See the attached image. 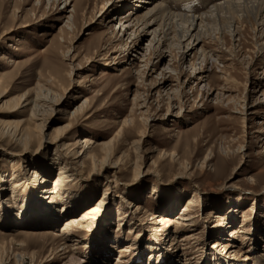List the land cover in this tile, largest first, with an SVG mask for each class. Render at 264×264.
Masks as SVG:
<instances>
[{
  "label": "rangeland",
  "instance_id": "rangeland-1",
  "mask_svg": "<svg viewBox=\"0 0 264 264\" xmlns=\"http://www.w3.org/2000/svg\"><path fill=\"white\" fill-rule=\"evenodd\" d=\"M41 1L0 0V88L6 92L0 99V264H51L64 249L67 259L57 264H73L72 256L78 264H264V141L255 132L263 126L258 124L264 109L245 130L229 104L206 94L202 85L185 83L180 89L187 96L185 109L176 105L168 113V91L151 85L170 58L147 77L139 55L133 54L136 62L130 65L121 54V40L132 39L119 19L131 4L81 0L77 25L70 28L76 2L65 10L66 0ZM163 1L174 12L197 14L217 0ZM103 6L111 9L100 12ZM223 38L206 44L208 51L221 53L215 55L221 56L216 67L214 61L207 65L210 86L218 92L224 84L220 72L228 70L240 83L233 97L241 99L245 85L249 89L261 76L264 54L257 61L260 49L250 26L238 38ZM151 39L145 37L141 48ZM253 59L255 72L247 73ZM187 65L180 83L192 74ZM166 75L177 73L167 70ZM34 89L33 99L49 96L65 103L50 119L48 138L70 124L65 145L115 139V159L128 164L102 168L75 159L50 139L25 143L21 130L35 122L33 105L24 107V100ZM261 97L262 91L250 102ZM147 98L148 113L142 107ZM86 100L84 111L75 115ZM10 122L23 124L6 127ZM81 150L75 151L82 156ZM90 151L100 154L96 145ZM60 161L67 162L75 181L58 194L53 187ZM96 208L82 225L62 231L71 216L79 219ZM187 212V222L178 220ZM161 216L173 224L163 223Z\"/></svg>",
  "mask_w": 264,
  "mask_h": 264
},
{
  "label": "bare ground",
  "instance_id": "bare-ground-1",
  "mask_svg": "<svg viewBox=\"0 0 264 264\" xmlns=\"http://www.w3.org/2000/svg\"><path fill=\"white\" fill-rule=\"evenodd\" d=\"M66 2L68 6L66 7L65 10H68V8H70V6L74 2H76L73 7L72 16H70L69 22L67 24L68 27L75 28L81 10L80 7L81 0H66ZM128 2L129 0H119V2L117 3V5L120 3L123 4V6L126 4H131L132 6L127 16L126 17L121 16V18L119 19V23L121 24V26L123 28H126L125 36L130 33L129 39H132L130 43L128 42V40L127 41L121 40V45H120L122 47V49L120 50L121 54L123 53L126 55L124 57L127 58V62L130 61V65H134L136 62V58L135 59L133 58L136 55L133 56V54L139 55L140 56L139 59H141V62L144 63L143 67L145 68L143 73L141 74L147 77L148 76L153 77L155 74H157L160 64L164 61V59H166L167 57L170 58L169 60L170 62L163 66V69L159 74L161 78L155 80V82H153L155 84L151 85L152 90L158 89V92H161V90H163L164 92L168 91L167 93L168 113L172 111L173 107L176 105L179 107L180 111L185 109L184 108L185 100L187 96L184 92H180V89L184 87L185 83L188 84L195 83L199 86L202 85V87L206 89L208 88L206 94H209L210 96L215 95L216 100H221V101L223 100L222 101L223 103L229 104L227 108L228 111L231 114H239V119L242 123L243 129L246 130L247 121L254 120V118L260 116L261 111L264 109V69L260 74L261 76L258 77V80L255 83H252L250 85L249 89L247 85H245L244 91L247 92V95L241 99L233 97V93L236 92V88L240 83L235 81L234 78L232 77V74H230L228 70L225 71V69L220 72L224 76L222 78L224 82L222 88H220L218 92L213 91V88L210 86L211 78L209 75V70L207 69L208 67L207 65H209L211 61H214L213 63L214 66L216 67L217 61L221 59V56L218 54L215 57L216 53H220V52H217L216 50L208 51V49L206 48L207 47L206 44L208 41H214V40L216 42H220L224 39L223 37L226 36V34L231 35V37L234 39L238 38L241 32L243 31L244 27L250 26L253 29L255 36L257 38L256 46H258L260 49V52L256 55L258 61L260 58V54L261 55L262 53L264 54V0H217L211 3L207 8H205L204 10H202L197 14L174 12L172 9L166 6L163 0H134V1L131 0L129 3ZM110 9L111 8L106 10V6H103L100 12H103L104 10L107 12ZM136 10L137 12L140 10L145 12L142 15H136L137 13L134 12ZM217 34L218 36H216ZM147 36H151L152 39L149 41V43H147L146 48H141V41ZM113 59L115 60L116 57ZM225 61H227V63H230L232 60L228 58ZM171 62H173V64H171ZM188 63L189 65H187ZM186 65L192 70V74L186 78L184 83H182V81L180 83V79L182 78V76L185 75L182 69ZM230 66L231 65H229L228 67L230 68ZM255 68H256V62L253 59L251 64L248 65V67L246 68L247 73L248 72L254 73L255 71L253 70ZM167 70L176 72L177 75L175 77L171 75L168 78L166 75ZM170 82H177V86L173 87L172 83ZM236 82L238 84H236ZM169 86H171L170 89ZM34 90H31V92H29L27 98H25L26 96L24 95L21 99H19V101H21L22 103V100L25 98L24 103H26V105L24 107L33 105L31 111L32 112L31 120L35 122L34 123L35 126L32 128L31 126H27L26 124H24L26 126H24L23 129L21 128L22 129L21 133L23 134V139H24L23 141H25V143L29 144L31 141H33L36 138H41V139L45 138V140L50 139L49 143L51 142V144L56 145L58 148L66 147L68 152L71 150L72 153L71 155L73 157H76L75 159H78V157H81L84 160L88 159L93 166H99L103 168V167H113V166L116 167L120 164L126 165L127 161L125 162L124 158L115 159L116 150H114V143H113L115 139L109 142L102 141L99 143L98 142L94 143V141H92L91 139L84 138L81 143H77L75 145H69V144L65 145L64 144L65 140L67 141L68 139L67 135L71 130L70 124L63 128H58L56 130H53V132L50 135V138H48L46 132L50 129V125L52 124V122L50 124V119L53 117L54 114L57 115V113L61 112L60 109L64 108L63 105H65V103L64 101L58 100L56 98L50 99L49 96L45 97L44 99H40L37 96L35 99H33L32 93L34 92L36 93V90L35 91ZM261 91H262V97L257 98L254 102H250L252 97L256 96ZM215 92L217 93L215 94ZM4 93L6 92L1 89L0 99L5 97ZM40 93L42 92L40 91ZM151 96L152 95H150L149 92L148 97ZM86 102L87 100L82 106L77 108L75 115L84 111L83 109L86 105ZM19 104L20 102L16 104L14 108L15 109L18 108ZM20 105L22 107V104ZM142 107L146 108L145 112L147 113L149 112L148 98L145 99ZM233 109H235L236 112H234ZM150 118H151L150 116L147 118V124L150 122L151 120ZM153 121L154 119L152 120V122ZM7 124L8 125H6V127L8 128H12V126L15 125L14 126L15 129H19V127L22 126L23 123L10 122ZM260 124L263 126L259 127L258 130L255 132L258 134L257 136L258 139L264 141V139H262L264 138V121H262V123H260L259 121L258 125ZM245 130L244 132L246 133ZM122 133H123V129L121 130L120 134ZM141 133L142 135H145V132H141ZM49 143L48 141H46L47 145ZM91 145H96L100 151V154L91 152L90 151ZM80 147H82V150L80 152L82 153V156L78 155V152L75 151ZM243 149L244 147H241L242 151H244ZM72 150L75 152H72ZM65 157L67 161H69V157L67 156ZM60 163L61 166L59 168L57 181H56L57 185H54L53 187L57 190V192L56 191L55 192L58 194H61L64 185L67 182L69 183L71 181H75V178L74 180H71L73 178V175L71 176L68 175V172L70 171L68 172L66 171V169H68L69 167V165L66 164L67 162L64 164L63 162L60 161ZM70 164L76 166L78 163L76 164L73 162ZM136 167H137L136 169V173H137V170H140V168L138 166ZM35 175L37 176V173H35ZM42 184L45 185V181H43ZM14 187H17L16 183H14ZM106 196L107 193H104V200H102L103 203L107 199ZM102 202L100 201V204ZM192 203L193 202L191 200L189 204ZM96 210L97 208L88 209L84 211L81 216L82 218L80 217L79 219L76 216H71L68 220L64 222L63 225L64 229L62 231L66 232L74 228L76 226L75 223L80 222L77 225V227L82 225L84 221L88 217H90V215H92V213L96 212ZM188 212L179 216L178 220L187 222L189 218ZM160 220L163 223L168 224L169 226L173 224V222L169 220L167 217L161 216ZM181 225H186V224L181 223ZM187 226H190V224L188 223ZM59 242L61 243V246H64L66 244L64 239H61ZM2 248L4 247L0 244V253L2 251L1 250ZM62 251H64L63 255H59L58 253H55L53 255L54 257L50 262L51 264H57L55 262L57 260L61 262L63 261V259H67L66 254L69 252H67L66 249ZM124 252H127V250H124ZM19 257L22 258V256ZM73 257L74 256L69 258L70 259L69 262H72L73 264H78V261L75 260V258ZM119 260L120 259H118V261ZM64 264H70V263H64Z\"/></svg>",
  "mask_w": 264,
  "mask_h": 264
}]
</instances>
